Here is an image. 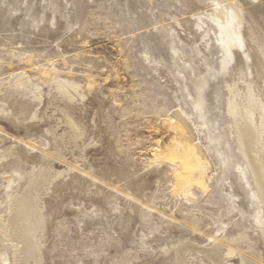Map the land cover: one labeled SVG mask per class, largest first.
I'll return each mask as SVG.
<instances>
[{
	"label": "rangeland",
	"instance_id": "obj_1",
	"mask_svg": "<svg viewBox=\"0 0 264 264\" xmlns=\"http://www.w3.org/2000/svg\"><path fill=\"white\" fill-rule=\"evenodd\" d=\"M203 1L0 0V154H17L0 167V215L21 188L22 167L54 146L55 109L14 93L19 74L46 90L42 72H56L84 95L71 111L85 131L79 149L51 159L61 175L43 197V264H174V243L213 246L239 231L264 262L263 208L228 116L229 97L264 98V75L249 32L243 41L230 25L239 9L222 0L206 12ZM179 113L212 169L207 191L192 185L187 197L179 164L163 158L173 146L186 150V134L174 130L183 127ZM6 245L0 237V264ZM181 264L209 263L189 253Z\"/></svg>",
	"mask_w": 264,
	"mask_h": 264
},
{
	"label": "bare ground",
	"instance_id": "obj_2",
	"mask_svg": "<svg viewBox=\"0 0 264 264\" xmlns=\"http://www.w3.org/2000/svg\"><path fill=\"white\" fill-rule=\"evenodd\" d=\"M204 1L205 5H203V8L206 7V9L203 10L206 12H214L215 10H219L221 4L220 1L222 0ZM228 1L239 9L240 15V19L233 21L230 25L238 33L240 32L243 41L247 42L246 37L249 32V38L253 44H251L253 46L252 52L255 54V59L258 60V64L261 66V70L264 75V0ZM230 53L233 54V52ZM55 73H51L50 71L47 72L46 70L42 72L44 75L42 81L46 80L44 83L45 85H48L46 90L43 89L42 85L33 84L30 76H22V74H19L23 81H19L16 87H22V89L19 90L18 88H14L13 90L14 93L22 95L23 99L31 98L37 103L41 102L44 98H47V108L45 109H48L49 107H53L55 109L52 117H55L56 123L53 127L48 129V132L46 131L47 134L52 137L54 144L52 151H42L43 158L36 166L31 167L26 163L22 167L24 174L21 188L7 203L4 215H0V237L1 239H5L7 241L6 251L10 257L8 264H43L42 250L45 245L44 240L46 238L47 223L45 217L46 207H44L43 197L46 195L53 182L56 181V177H60L61 175V173L55 171L51 159L60 160L62 162L65 152H67L65 149L72 144L74 145V148H78L79 142L85 132L82 125L71 116L73 104L76 102L75 94L78 95L79 93L78 86L70 83L72 78H70L69 81L66 79H56ZM49 82H52V84H49ZM21 90H23V92H21ZM249 92L246 94L247 96L245 95L246 99L242 102L232 100L234 98L233 96L229 97L228 116L231 119L229 124L234 136L236 149L239 152L241 161L244 162L245 169L247 170L246 173L250 175L255 186L253 198L258 200L263 208V222L261 221L259 224L260 229L263 231L264 98L259 99L252 97ZM80 97L83 99L84 95L80 94ZM4 110L5 109L2 108V114H4ZM56 112H58V115H56ZM48 115L49 114H47V116ZM177 115L178 120L183 127L181 128L180 126L182 130L180 128V130L178 128L174 130H178V132L180 131L179 133H182L181 135L186 134L188 140H185L186 150L180 153L179 148L173 146L174 148L171 149L168 154L165 153L166 150L163 151L165 155L167 154L165 157L163 156V158L171 163L179 164V167L182 169V173L180 172L181 174H178L177 176V186L184 191V195L187 197L190 186L192 185L198 186L201 191H207V186L209 184L208 181H211L209 180V173L212 169L207 162L208 159L206 160L207 156H205L204 152L197 146V143H195V139L197 137L194 139L195 134L193 133L190 123L185 119V115V118L181 116L180 113ZM62 124L65 125V131L67 132L64 131L62 134H57L56 128L59 127V125L62 126ZM178 139L180 140L179 135ZM182 140L183 139L181 138V141ZM176 144H181V142L178 141ZM15 156H17V154L14 150H9L0 154V167ZM157 157L161 158L156 154V158ZM56 162L57 161H55V163ZM67 167H69V165H67ZM84 174L88 176L89 173ZM71 181L77 182V178L70 179L69 182ZM66 186L69 185L66 184ZM114 189L116 191L120 190L118 187H115ZM183 226H185V224ZM214 242L216 244L213 246H202L196 242L174 243V246L172 247L173 255L171 256V260L174 264H181L189 253H193L200 256L201 259L205 260L209 264H226L227 259H230L232 253H236L237 255H241L239 264H264V262L261 261L263 260L261 259L262 252H260L252 239H250L248 233L239 231L233 236H229L225 242L222 241L223 243L217 242L216 240H214ZM142 247L143 249L148 248L145 245H142ZM226 247L230 248L231 254L224 251ZM166 253H170V248H168Z\"/></svg>",
	"mask_w": 264,
	"mask_h": 264
},
{
	"label": "water",
	"instance_id": "obj_3",
	"mask_svg": "<svg viewBox=\"0 0 264 264\" xmlns=\"http://www.w3.org/2000/svg\"><path fill=\"white\" fill-rule=\"evenodd\" d=\"M248 63L251 64V63H252L251 60H249ZM250 75H251V74H250V72H249V74H248V79H249V81L253 79V78H252L253 76L251 77ZM250 77H251V78H250Z\"/></svg>",
	"mask_w": 264,
	"mask_h": 264
}]
</instances>
